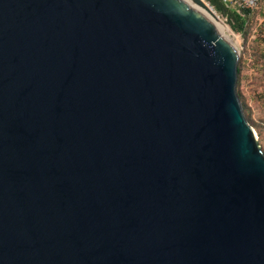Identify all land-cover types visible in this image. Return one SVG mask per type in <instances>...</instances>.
Listing matches in <instances>:
<instances>
[{"label": "water", "instance_id": "1", "mask_svg": "<svg viewBox=\"0 0 264 264\" xmlns=\"http://www.w3.org/2000/svg\"><path fill=\"white\" fill-rule=\"evenodd\" d=\"M204 8L0 0V264H264V153Z\"/></svg>", "mask_w": 264, "mask_h": 264}, {"label": "rangeland", "instance_id": "2", "mask_svg": "<svg viewBox=\"0 0 264 264\" xmlns=\"http://www.w3.org/2000/svg\"><path fill=\"white\" fill-rule=\"evenodd\" d=\"M222 21L225 33L238 50L236 91L244 116L253 128L257 143L264 153V14L254 13L242 31L232 28L228 17L215 10L204 0Z\"/></svg>", "mask_w": 264, "mask_h": 264}, {"label": "trees", "instance_id": "3", "mask_svg": "<svg viewBox=\"0 0 264 264\" xmlns=\"http://www.w3.org/2000/svg\"><path fill=\"white\" fill-rule=\"evenodd\" d=\"M218 12L228 17L230 25L237 31H242L247 21L251 20V15L254 13H263L264 9H253L247 6H241L239 4L224 3L221 0H207ZM240 67L237 65V76L239 77Z\"/></svg>", "mask_w": 264, "mask_h": 264}, {"label": "built area", "instance_id": "4", "mask_svg": "<svg viewBox=\"0 0 264 264\" xmlns=\"http://www.w3.org/2000/svg\"><path fill=\"white\" fill-rule=\"evenodd\" d=\"M224 3L239 4L241 6H247L253 9L259 8L260 6L264 9V0H221Z\"/></svg>", "mask_w": 264, "mask_h": 264}, {"label": "bare ground", "instance_id": "5", "mask_svg": "<svg viewBox=\"0 0 264 264\" xmlns=\"http://www.w3.org/2000/svg\"><path fill=\"white\" fill-rule=\"evenodd\" d=\"M205 9V8H204ZM208 13H209V15L222 27V29L223 30H225L224 29V26H223V24H222V21L221 20H219V19H217L209 10H207V9H205Z\"/></svg>", "mask_w": 264, "mask_h": 264}]
</instances>
